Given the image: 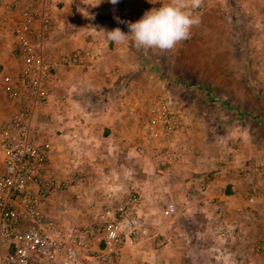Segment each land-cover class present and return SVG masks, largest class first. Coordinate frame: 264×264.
<instances>
[{"label": "built area", "instance_id": "obj_1", "mask_svg": "<svg viewBox=\"0 0 264 264\" xmlns=\"http://www.w3.org/2000/svg\"><path fill=\"white\" fill-rule=\"evenodd\" d=\"M56 1L0 0V25L9 30L10 50L22 62L5 78L0 105V264H119L124 253L133 251L149 232L143 211L145 196L140 190H125L91 221L80 220L66 204L51 206L65 189L79 188L87 178L74 159L64 176L63 168L55 169L53 164L54 145L46 124L65 101L57 92L58 73L63 67L85 65L94 58L90 47L71 53L50 48ZM204 9L203 3L195 13L200 16ZM194 36L195 27L186 40ZM152 111L168 136L179 132L180 121L166 103L160 102ZM177 156V147L162 151L159 169H167ZM247 168L250 178L240 203L229 207L203 198L211 203L222 240L243 242L248 215L264 202V155L250 159ZM210 183L202 188L208 189Z\"/></svg>", "mask_w": 264, "mask_h": 264}, {"label": "crops", "instance_id": "obj_2", "mask_svg": "<svg viewBox=\"0 0 264 264\" xmlns=\"http://www.w3.org/2000/svg\"><path fill=\"white\" fill-rule=\"evenodd\" d=\"M218 1L203 0L205 9L200 15V19L211 14L220 4ZM225 2L221 4V8L226 7L228 11H231L230 5L225 6L228 1ZM134 5L136 4L132 0H126L124 9L133 15ZM242 6L247 12L256 15V24L259 26L263 24L264 0H243ZM66 9V6H63V0H57L52 6V24L49 32L51 49L65 50L69 48L68 40L63 37V25L67 24V16L64 14ZM108 10L114 11L115 5L111 4ZM109 20L106 23L109 22V30H112L114 27ZM123 27L125 26L119 28L124 31ZM97 32H99V36L103 33L98 30ZM94 38L96 39L97 36ZM77 39L70 43L71 47L92 48L84 37ZM99 41L102 48H98V53H96V49L92 48L94 58L91 62L75 68L63 67L59 70L57 92L64 96L65 101L63 107L54 111L53 116L46 124L54 145L53 164L55 168H63L64 176L67 170L73 167L74 159L82 170L90 171V175H88L90 180L87 184L93 186L94 183L95 190L99 187H109L97 189V193L90 194L89 201L91 203L85 206V212L90 214L89 217L93 219L101 216L104 199L109 198L110 191L117 185L115 181L110 182L108 179H104L105 165H110L113 173L121 170V164L124 167L127 166V170L134 171L135 164L132 163L131 157H135L133 159L136 162H145L150 156L151 158L155 156V160L157 159V151L151 150L142 158V156H138L139 153L135 151L134 147L137 143L140 144L141 140L147 138L144 133L148 125V116L144 102L126 97L129 88L125 87L123 95H113V97H108V100L100 101L95 96L105 89L107 92L114 93L118 74L113 68L116 63H119L122 67L118 69L120 73L126 69L124 61L127 52H129L130 40L124 44H114L111 51L106 49L105 41ZM259 44L261 45V49H258L260 56H257L263 58L264 39H259ZM255 74L264 77V68L258 69ZM249 96L254 98L253 93ZM207 103V101L190 100L180 102L176 106L180 113L179 121L182 123L181 129L173 140L177 145L178 159L163 171L158 168V165L156 168L147 166L143 168L146 173L148 170L156 171L155 177L147 175L146 180L141 182L148 191L146 194L148 205L145 204L143 211L147 213L148 221L152 212H156V218L161 216V218L168 219L166 222L163 221V224L160 222L157 225L161 233L167 227L179 232L185 230L192 232L196 229L194 224L202 222L208 228L207 233L210 230L214 234L218 225L215 223L216 219L213 218L215 216L210 211L207 214L201 211L202 208H205L206 211L211 208V203H206L203 198L208 197L216 203L225 202L229 207L240 203L245 197L250 178L247 163L250 159L264 155L262 110H260L261 112L252 111L253 115H248L243 109L237 107V105L249 107L252 105L251 101L246 105L240 103L235 105L225 101L220 106L221 108L214 110H210V106L206 110L204 105ZM259 105L263 107L264 103ZM145 123L147 124L145 125ZM121 144L127 146L122 149L120 148ZM156 144L162 146L164 142L160 138ZM125 151L127 155H125V161L120 163L119 155H123ZM208 180L211 182V186L208 189H203L204 183ZM77 192L79 194H76L74 202H82L84 195L78 190ZM112 193L116 194V192ZM62 196L67 197L68 195L66 193ZM64 200H66L64 204L70 209L72 205L68 204L67 199ZM164 203L167 204L165 208L162 207ZM78 211L82 212L83 208L79 207ZM182 218L184 219L182 220ZM246 221L248 227L245 240L238 243V248L250 255L252 264H264V253L263 255L256 253L258 250L261 252L264 250L260 247L264 245L263 201L256 205L255 212L248 215Z\"/></svg>", "mask_w": 264, "mask_h": 264}, {"label": "rangeland", "instance_id": "obj_3", "mask_svg": "<svg viewBox=\"0 0 264 264\" xmlns=\"http://www.w3.org/2000/svg\"><path fill=\"white\" fill-rule=\"evenodd\" d=\"M132 1L136 4L132 9L133 15L124 9L126 0H120L115 5L114 11L108 10V7L111 6L108 0H103L97 6L95 5L99 0H63V6L67 8L64 12L67 16V24L63 25V37L68 40L69 46L68 49H65L66 52L81 50L83 47H71L70 43L83 37L89 43L88 45L96 49V53H98V48H102L99 40L105 41L106 49L111 51L114 43L107 37H103L106 36L104 30L110 28L109 22L106 23L108 19L111 20L112 27L125 26L123 30L127 32V24L118 23L116 17H119L121 21L135 22L143 16L145 11L157 7L149 0ZM219 1L220 4L211 14L200 19L199 26L195 27L194 38L182 41L171 50L137 49L130 40L129 52H127L124 61L126 69L120 73L118 69L122 67L119 63H116V67L113 68L118 74L114 93L107 92L105 89L101 91L102 95H95L100 101L108 100V97H113V95H123L124 87L129 88L126 97L142 100L148 116V125L144 133L147 138L134 146L135 151L142 158L151 150L157 151L156 160L155 156L152 158L150 156L145 162H136L134 161L135 157H131L132 163L135 164L134 171L127 170V166L124 167L121 164V170L113 173L112 167L105 165L104 179H108L110 182L115 181L117 185L110 191L109 198L104 199L102 208L108 204H114L116 198L125 194L124 191L127 189L140 190L145 196V204L148 205L146 200L148 191L141 182L146 180L147 175L155 177L156 171L148 170L146 173L143 168L145 166L156 168L157 165L160 168V153L177 147L173 141L176 133L168 136L165 126L159 120L153 119L155 113L152 108L159 105L160 102L166 103L168 110L176 113L179 120L180 113L176 106L180 102L190 100L207 101L209 105H204L206 110L209 106L210 110L219 109L225 101L235 105L238 103L246 105L251 101L252 105L249 107L239 105L237 107L243 109L248 115H253L252 111L262 110L260 112L264 116V105L263 107L259 105L264 103V77L255 74L258 69L264 68V57L258 58L260 56L258 51L261 49L259 39H264V21L262 20L261 26L256 24V15L243 9V0ZM222 1H228V3L225 2V6L230 5L231 11H228L226 7L221 8V4L224 3ZM97 30L103 32L101 36ZM8 34L9 30L0 25V105L4 103L5 78L17 71L22 64L19 59L13 57L9 50L11 38H8ZM94 36L97 38L95 39ZM105 72L108 73L106 70ZM251 93L254 94V98L249 96ZM160 138L164 142L162 146L156 144ZM126 146L121 144L120 148L124 149ZM140 148H143V151H140ZM126 149L128 150V147ZM125 155L126 151L123 155H119L120 163L125 161ZM56 168L60 169V167ZM83 172L87 176L86 183L79 188L65 189L58 197L54 198L51 206L58 208L62 203H66L64 199H67L68 204L72 205L71 212L78 214L80 220L91 221L93 218H90V214L85 212V206L91 203L89 201L90 194L97 193V189L109 187H99L95 190L94 183L93 186L87 184L90 180L88 177L90 171L83 170ZM77 190L82 192L85 198L83 197L82 202L76 203L74 200L78 193ZM112 192H116V194ZM66 193L68 196L63 197L62 195ZM70 195L72 197H69ZM93 204L95 203L93 202ZM166 206L167 204L164 203L162 207ZM79 207L83 208L82 212L78 211ZM203 210L201 211L206 214ZM209 211L211 208L207 212ZM151 215L147 225L148 234L133 251L127 250L124 253L119 264H135L143 260L154 264H252L250 255L238 248L240 242L232 239H220L219 226L216 227V234L210 230L207 233L208 228L202 222V225L198 222L193 223L196 229L192 232L186 230L179 232L167 227V231L164 230L161 233L157 225L160 222L163 224V221L166 222L168 219L161 218V216L156 218V212H152ZM213 218L216 219V216ZM197 220L199 221V219ZM223 246H226L227 250H224ZM258 251L256 253L263 255L264 250Z\"/></svg>", "mask_w": 264, "mask_h": 264}, {"label": "clouds", "instance_id": "obj_4", "mask_svg": "<svg viewBox=\"0 0 264 264\" xmlns=\"http://www.w3.org/2000/svg\"><path fill=\"white\" fill-rule=\"evenodd\" d=\"M102 2L103 0H99L95 6ZM108 2L116 5L120 0ZM149 2L160 3L161 6L145 11L135 22L121 21L116 17L118 23L127 24L128 31H122L119 27L104 30L107 39L117 45L131 40L137 49L167 51L189 39L192 29L198 27L201 22L195 10L202 6L203 0H168L167 3L163 0H149Z\"/></svg>", "mask_w": 264, "mask_h": 264}, {"label": "trees", "instance_id": "obj_5", "mask_svg": "<svg viewBox=\"0 0 264 264\" xmlns=\"http://www.w3.org/2000/svg\"><path fill=\"white\" fill-rule=\"evenodd\" d=\"M100 94L102 95V92H100Z\"/></svg>", "mask_w": 264, "mask_h": 264}]
</instances>
